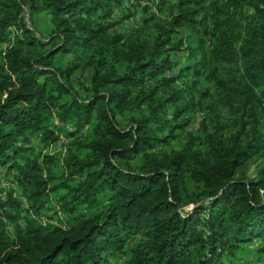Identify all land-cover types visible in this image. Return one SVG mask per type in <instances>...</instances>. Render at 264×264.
Here are the masks:
<instances>
[{
    "label": "trees",
    "instance_id": "trees-1",
    "mask_svg": "<svg viewBox=\"0 0 264 264\" xmlns=\"http://www.w3.org/2000/svg\"><path fill=\"white\" fill-rule=\"evenodd\" d=\"M123 5L0 0V173L14 172L38 220L49 205L51 220L60 208L70 222L20 225L9 193L0 217L8 207L17 217L7 215L13 235L0 230V264H242L264 254V167L237 179L264 159V0H160L167 19L132 40L115 31ZM43 16L46 40L34 29ZM180 33L189 58L175 72ZM196 78L234 121L201 124L188 147L151 154L179 141L207 103ZM63 136V157L33 148Z\"/></svg>",
    "mask_w": 264,
    "mask_h": 264
},
{
    "label": "rangeland",
    "instance_id": "rangeland-1",
    "mask_svg": "<svg viewBox=\"0 0 264 264\" xmlns=\"http://www.w3.org/2000/svg\"><path fill=\"white\" fill-rule=\"evenodd\" d=\"M159 1L160 0H154V1L153 0H141L140 6H138L137 3L135 6H133V2L124 0L123 8L121 7L119 10L116 11V15H117L116 19L118 21V25L115 26V31H117V33H119L120 35H125L127 37L128 35L131 36L132 37L131 40L139 38V37H142L143 39H145L146 36L149 37L152 31L153 25L155 24V21L156 20L164 21L168 17L169 7L158 5ZM118 12L120 13L118 14ZM26 19L29 20L28 16H26ZM49 27H50V22L45 16L37 18L36 21L34 22V29L37 32V34L40 35V38L43 40H46V37H47L46 31ZM12 30L13 32H15L14 29ZM184 37L185 36L181 33L178 34L176 38L174 37L175 44H176V41H179L181 38L184 39V43L181 46V48L178 51L174 52L173 54L174 57H177L180 60V62L176 66L177 68L175 69V72H178L180 69H182L183 64L187 62L189 58V51H188L189 41L187 37L185 38ZM123 44L124 43H122L121 45ZM3 46H4V50L7 51L8 48L11 47V43L10 42L5 43ZM70 58H67V59H70ZM189 62L191 64H194L192 60ZM77 75H79V73ZM194 81L198 87V92L200 90L209 91L210 95L206 99L207 103L204 105L202 109H200L197 112H194L193 115L196 116L195 122L193 123L191 127L188 128V130L186 131L184 130L183 132H181V138L179 139V141L177 142L173 141L165 147L160 146L154 150H150L149 152L151 154L159 155V157H161L166 153L170 154L173 151L182 150L184 147H188L189 143L193 141V139L195 138L192 136L191 133H194L193 135L198 136L199 134L197 131L199 130L201 124L214 127L215 123L218 120H221L222 122H226V123H231L232 121H234V118L231 115L232 111L225 110V108L223 107V105L225 104L224 101H226V99L222 97L223 99L222 101V99H220L217 96L216 91L211 86L206 87L202 83L203 80L201 78H196L194 79ZM198 99H199V94L195 96L194 100L197 101ZM232 132L233 131L231 129L225 130V133H226L225 135L228 136ZM32 140L33 139H31V142L33 143ZM70 141L71 139L63 136L60 141H57L54 144H50L46 146L45 144H41L40 140L38 139V140H35L33 148L35 149L37 153L41 152L42 157H44V155H49L51 157L54 155L55 157L58 155H62L63 157L67 153V149H68V145ZM32 143L29 144L28 147H31ZM198 145H200L199 141L195 143L194 147L196 148ZM53 167H55V165H53ZM263 167H264V159L256 158L244 170L238 173L237 179H240L246 182L250 181L251 179H258L260 177V171L262 170ZM13 174L14 172L11 173L10 180L15 184V188L12 190L6 191L5 198L3 199L0 198V201L2 200L7 201L9 193H13L12 200H15L16 202H18L21 205V209L23 210V214L21 215L23 218L19 219L18 221L20 225L25 223L24 219L28 216L31 219L37 221L41 225L52 223L62 228H66L68 225H70L68 215L65 214L63 211H61L60 208H57L60 219L56 221L51 220L55 210L53 209L50 210L49 205L47 206V209H49L48 211L50 212L47 213L48 212L47 210L43 211L41 213L42 214L41 220H38L37 219L38 214H36V212L33 209H31L28 198L22 193L23 191L21 189V186H18L16 182H14L15 176H12ZM1 193H2V188L0 186V195ZM55 207L56 205L54 204V208ZM192 209H194V207L187 208V210H190V211H192ZM5 211L8 212L7 215H9L10 217L12 218L17 217L16 210L8 207V209L4 210V212ZM5 214L6 213L1 215L0 217V220H1L0 230L6 229L7 233H10L11 235H13L14 229L12 228V225H11L12 221L9 219L10 217ZM242 264H264V254L261 256H257L255 252L250 253Z\"/></svg>",
    "mask_w": 264,
    "mask_h": 264
},
{
    "label": "built area",
    "instance_id": "built-area-1",
    "mask_svg": "<svg viewBox=\"0 0 264 264\" xmlns=\"http://www.w3.org/2000/svg\"><path fill=\"white\" fill-rule=\"evenodd\" d=\"M25 10H26V16H28V9H25ZM0 184L2 188L1 196L3 198H5L6 191L12 190L15 188V184L10 180V177H8L6 173L3 171L0 173Z\"/></svg>",
    "mask_w": 264,
    "mask_h": 264
}]
</instances>
